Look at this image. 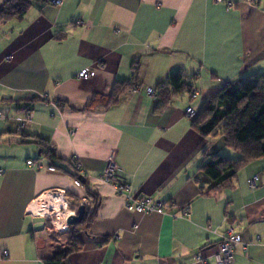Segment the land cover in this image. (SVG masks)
Instances as JSON below:
<instances>
[{
  "label": "crops",
  "instance_id": "obj_1",
  "mask_svg": "<svg viewBox=\"0 0 264 264\" xmlns=\"http://www.w3.org/2000/svg\"><path fill=\"white\" fill-rule=\"evenodd\" d=\"M52 1L0 23V114L34 115L25 127L0 120V264L52 258L55 235L29 209L53 189L66 190L73 208L88 192L100 199L97 218L80 234L84 246L68 264H203L198 253L215 264L230 228L243 238L234 264H264V164L242 170L231 188L210 191L201 174L207 157L239 155L228 152L220 135L202 137L186 116L227 83L264 74L261 0H230L229 11L217 0H63L60 7ZM134 63L140 66L135 91L109 109L85 110L94 96L130 80ZM83 70L88 79L78 77ZM177 71L198 97L183 95L157 111L159 100L147 90ZM34 98L40 100L30 103ZM33 138L44 140L67 171L77 173L68 161L77 157L86 191L64 170L28 168V160L49 165ZM112 152L134 194L173 202L189 218L128 212L125 198L99 181Z\"/></svg>",
  "mask_w": 264,
  "mask_h": 264
},
{
  "label": "trees",
  "instance_id": "obj_2",
  "mask_svg": "<svg viewBox=\"0 0 264 264\" xmlns=\"http://www.w3.org/2000/svg\"><path fill=\"white\" fill-rule=\"evenodd\" d=\"M48 0H2L0 8V23L22 20L38 2ZM254 3V0H252ZM52 4V2H51ZM140 84V66L132 64L131 78L128 81L117 82L109 95H96L87 104L85 110L109 109L116 106L123 96L135 91ZM194 87L188 83L184 71H177L165 82L155 88L156 98L159 100L157 111L168 107L173 99L188 95L191 100ZM34 98L30 103L39 101ZM44 100V99H42ZM29 103V102H28ZM61 104V101H56ZM197 115L192 120V128L202 137H222L226 148L239 155L236 160L213 155L207 157V162L201 168V174L210 181V191L218 193L229 189L237 179L239 173L257 162L264 164V74H254L247 79L227 83L219 91L207 96L201 104ZM34 143L44 151L43 155L50 166L57 170H64L73 178L86 181L78 172L72 173L62 166L55 164V156L44 140L33 138ZM86 182L84 183L85 186ZM95 199L91 209L86 211L81 223L71 226L70 238L60 249H57L51 259L45 264H68L72 254L80 252L84 246L80 239L82 232L88 231L89 226L97 218L100 199L93 193H87ZM222 241V240H221ZM220 241V242H221ZM219 242V243H220ZM218 243V244H219Z\"/></svg>",
  "mask_w": 264,
  "mask_h": 264
},
{
  "label": "built area",
  "instance_id": "obj_3",
  "mask_svg": "<svg viewBox=\"0 0 264 264\" xmlns=\"http://www.w3.org/2000/svg\"><path fill=\"white\" fill-rule=\"evenodd\" d=\"M252 3V0H248ZM217 3L225 4L226 9L232 10L234 4L224 0H217ZM52 5L60 7L63 5V0H53ZM80 79H88L89 74L83 70L78 74ZM149 96H153L154 92L152 89L147 90ZM193 99L198 97V92L194 91ZM197 115L196 110L193 107H189L186 110V116L189 119L195 118ZM34 115L30 110H24L14 118H8L0 114V120L18 122L20 126L25 127L33 122ZM68 135L74 136L75 130H69ZM68 161L72 163L74 169L78 172L81 177H86V172L83 169L82 163L77 157H69ZM28 168L36 171L49 173L57 172V169L50 165H44L39 160H28ZM3 171L0 170V175ZM99 181L103 184L111 185L116 194L125 198V209L128 212L137 214H160L168 215L173 214L175 211L179 214H173L174 218L181 216L184 219H188L190 214L186 208H180L175 203L170 201H156L151 197H144L133 193L132 185L127 182L123 176V170L117 165L115 161V153L112 152L107 159L106 169L99 178ZM74 185L81 191H86V187L80 179L74 178ZM250 188L255 189L257 187V178L250 180ZM95 203V199L90 197L87 193L81 198L78 208L72 207L69 194L63 189H53L42 194L37 201L34 203L36 212H30V215L45 219L48 221L46 230L48 233L57 236L58 238L68 236L71 232V226L68 221L72 217L78 215L80 207H85L86 211L92 208ZM243 243V238L240 234L236 233L233 228L227 230L226 234L222 237V241L217 244V251L214 254L215 264H234L235 263V251L236 248ZM5 257L8 256L4 253ZM195 260L198 263L210 264L204 260L201 253L195 256Z\"/></svg>",
  "mask_w": 264,
  "mask_h": 264
},
{
  "label": "rangeland",
  "instance_id": "obj_4",
  "mask_svg": "<svg viewBox=\"0 0 264 264\" xmlns=\"http://www.w3.org/2000/svg\"><path fill=\"white\" fill-rule=\"evenodd\" d=\"M229 2H230V0H229ZM261 5H262V7H264V0H261ZM188 80H190V78H188ZM193 91H196V90L194 89ZM153 92H154V95L151 96V97H156L155 90H153ZM192 98H193V96H192ZM228 152H232L233 155H236L237 154V153H235L233 151H228ZM257 181H258V178H257ZM69 238H70V234L68 236H63V237H60V238H58L57 236H54L53 241H54V245H55L54 247H55V249L56 250L59 249V248L61 249L67 243V241L69 240ZM263 245H264V241H263Z\"/></svg>",
  "mask_w": 264,
  "mask_h": 264
},
{
  "label": "water",
  "instance_id": "obj_5",
  "mask_svg": "<svg viewBox=\"0 0 264 264\" xmlns=\"http://www.w3.org/2000/svg\"><path fill=\"white\" fill-rule=\"evenodd\" d=\"M85 213H86L85 207H83V206L80 207L79 210H78V215L76 217L70 218L68 223L70 225H75V224L81 223L83 221V219H84Z\"/></svg>",
  "mask_w": 264,
  "mask_h": 264
},
{
  "label": "bare ground",
  "instance_id": "obj_6",
  "mask_svg": "<svg viewBox=\"0 0 264 264\" xmlns=\"http://www.w3.org/2000/svg\"><path fill=\"white\" fill-rule=\"evenodd\" d=\"M29 210H30V212L35 213L36 212L35 204H32L30 206V209Z\"/></svg>",
  "mask_w": 264,
  "mask_h": 264
}]
</instances>
